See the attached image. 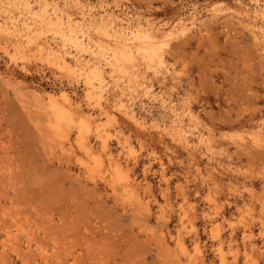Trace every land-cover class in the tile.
<instances>
[{
  "label": "rangeland",
  "instance_id": "rangeland-1",
  "mask_svg": "<svg viewBox=\"0 0 264 264\" xmlns=\"http://www.w3.org/2000/svg\"><path fill=\"white\" fill-rule=\"evenodd\" d=\"M43 3L0 0V264H264V0ZM53 8L75 23L76 47L32 18ZM37 24L41 53L74 73L37 47L14 50L36 44ZM119 24L124 38L151 36L132 35L133 75L101 51ZM153 42L160 62L137 50ZM94 63L102 78L88 84L78 68ZM33 93L67 94L96 117L84 135L94 155Z\"/></svg>",
  "mask_w": 264,
  "mask_h": 264
},
{
  "label": "bare ground",
  "instance_id": "bare-ground-1",
  "mask_svg": "<svg viewBox=\"0 0 264 264\" xmlns=\"http://www.w3.org/2000/svg\"><path fill=\"white\" fill-rule=\"evenodd\" d=\"M11 1V0H10ZM26 1V0H25ZM50 2H53L55 0H45V3H43V7H46L48 6ZM75 1V0H74ZM18 2V0H17ZM23 2V1H22ZM29 2V1H28ZM41 2V1H40ZM72 2V1H71ZM38 3V2H37ZM24 5H26L25 3H23ZM34 4V3H33ZM40 4V3H39ZM74 4V3H73ZM76 4H79V3H76ZM223 4V3H221ZM36 5V4H35ZM51 5V4H50ZM56 5V4H55ZM66 5V4H65ZM2 6V4H1ZM7 6V5H6ZM57 6V5H56ZM9 7V6H7ZM11 7V6H10ZM37 7V6H36ZM65 7V6H64ZM19 7H17L18 9ZM22 9V8H21ZM36 9V8H35ZM55 8H53V10H50V11H47L46 12V15H44V13L42 14L41 12L38 14V13H34V15L36 16H32V18L34 19H38V20H47L48 21V29L50 28L51 31V34H54L55 35H59V34H62V32H65V29L67 30V34H64V38L68 41H70L71 43H75V44H72L73 46L76 47V43L75 42V38H73L71 35L73 34L74 30H75V23L74 24H71V21L69 18H67V21H66V18H62V14L61 16H58L57 18V21H53L50 17V14L52 13H55L54 15H57V14H60L59 12L56 13V10H54ZM59 8H57V11H58ZM8 10V8H7ZM10 10V8H9ZM34 10V9H33ZM20 11V10H19ZM21 11H26V12H30V10L28 9V6H24L23 9ZM82 11V10H81ZM80 11V13H81ZM16 12V11H14ZM68 13V12H67ZM14 14V13H13ZM87 14V13H86ZM23 15V14H22ZM89 15V14H88ZM120 16V15H119ZM94 19V18H93ZM111 21V23H110ZM11 22V21H10ZM37 22V21H35ZM106 22L110 23V25H113L114 22H118L117 21V16L116 17H112V16H108L107 17V20ZM9 23V22H8ZM101 23H103V21H101ZM2 24V23H1ZM12 24V23H10ZM83 24V23H82ZM13 25V24H12ZM26 25V24H24ZM43 25V24H42ZM118 25V24H117ZM6 26V25H5ZM11 26V25H10ZM36 26V25H35ZM38 26V24H37ZM36 26V27H37ZM248 26V25H246ZM8 27V26H7ZM16 27V26H15ZM14 27V28H15ZM45 27V26H44ZM68 27V28H67ZM100 29H101V26L99 25ZM115 27V26H114ZM250 27V26H249ZM13 27H10L12 33H14L16 30L14 29ZM33 28V27H32ZM38 29L34 30L35 33L38 35V33H40V25L37 27ZM131 28V27H130ZM9 29V28H8ZM21 29V28H20ZM78 29V28H77ZM106 29V28H105ZM47 30V29H46ZM108 33H104L105 36H115V37H120L118 38L117 41H114L112 44L108 45L110 42H106L107 44V48H103L101 51L104 50V53H105V50L108 52L109 55V59L107 60V64L108 66H110L111 70L112 71H115L117 73H122V74H128L132 73L133 75V71H132V68L134 67V61H135V56L132 55L134 52H131L129 47L132 43V35L134 37V39H151V36L149 34V32H146L145 30H141V29H137L135 31V29L133 28L132 29V34L129 38H124L122 36H119V32H121L123 30V26L121 24H119V29L118 30H114L112 31V34L110 35L109 34V31L111 30H108L106 29ZM32 31V30H31ZM85 31V30H84ZM153 31V30H152ZM158 31V30H157ZM24 32H25V29H24ZM23 32V33H24ZM83 32V31H82ZM135 32V33H134ZM160 31H158L159 33ZM7 35L10 34V32H6ZM84 34H82L83 36H86L88 37L89 39V32H83ZM127 33V32H126ZM153 33V32H152ZM157 33V35H158ZM29 34V33H28ZM35 34V36H36ZM156 34V33H154ZM10 36V35H9ZM159 36V35H158ZM12 37V36H11ZM92 37V36H90ZM156 37V36H155ZM39 37H36V44L34 43V45H32L31 40H32V37L31 35H29L27 37V41L26 43H21V41H18L17 39L16 40H12L14 42V50L17 52L19 51L18 53H25L27 51V47H32L33 49L37 47V51H39L40 53L44 50L42 45L40 44L39 40H37ZM95 38V37H94ZM92 38V39H94ZM158 38V37H157ZM3 39V38H2ZM254 39H256V37L254 36ZM4 40V39H3ZM8 40V39H7ZM112 40V39H111ZM11 41V42H12ZM88 41V40H87ZM6 42V41H5ZM51 42V41H50ZM90 42V41H89ZM97 43V42H96ZM52 44V43H51ZM86 44V43H84ZM133 44V43H132ZM98 45V43L96 44V46ZM112 45V46H111ZM148 45V44H147ZM147 45H144V46H139L137 48V50H141V57L143 60H146L147 62H152V61H158L160 62L161 61V57H160V52H161V45L162 44H159L158 42H153L151 43L149 46ZM78 46V45H77ZM111 46V47H110ZM81 47V45L79 46ZM106 47V45L104 46ZM136 48V45L134 46ZM131 48V47H130ZM31 49V51L33 50ZM65 50V49H64ZM95 50V49H94ZM36 51V50H35ZM78 52V51H77ZM39 53V54H40ZM45 53H41L40 55H44ZM47 55V56H46ZM45 56L47 57V61L52 63V64H57L60 66L61 69L64 70V72L66 71L67 72V75H70L72 73H74V70L72 67L73 65H71L69 62H68V59H65L63 58L62 56H59L55 53H46ZM29 57V56H28ZM102 60V59H101ZM73 61V60H72ZM71 61V62H72ZM27 63V62H26ZM61 63V64H60ZM75 63V62H74ZM80 63V62H79ZM139 63V62H138ZM102 64V62H101ZM137 64V63H136ZM140 65V63H139ZM76 66V65H75ZM78 66V64H77ZM79 70H82V73L80 74H83L85 75L86 77V83L90 84V81L91 79H94V78H98V79H101L102 77V69L99 65H95V63L87 70H85L84 68H78ZM140 71V70H139ZM15 81V80H14ZM19 83V82H18ZM94 83V82H93ZM92 83V84H93ZM17 84V83H16ZM87 87V86H86ZM91 87L87 88V94L90 93L89 89ZM20 90V89H19ZM21 92H22V89H21ZM27 97V96H26ZM32 99L36 102L38 101V104L41 105V108L44 109L47 114H50L53 118V122H54V126L57 127V129H59V133L60 135H62L63 137H66V133L64 130H62V127H65V128H69V127H74L76 129V133H77V140H78V144L80 147H82V149H84L89 155H94V153L88 149V146L84 144V135L89 131V128L92 124H94L97 119L96 117H94L93 115L88 114V113H83L79 108V106L73 102L67 94H64V93H61L59 96H56L54 95L53 93H46L44 97L42 96H38L37 94L33 93L31 95ZM102 97V96H101ZM29 98V97H28ZM77 99V98H76ZM166 105V104H165ZM164 106V105H163ZM165 107V106H164ZM88 112V111H87ZM169 113V111H168ZM180 113V112H179ZM101 114V113H100ZM125 118H127L132 124L133 126L137 127V126H140L141 123L137 120V118L135 117L133 111L128 108V107H125L122 109V113ZM98 115V114H97ZM126 120V119H124ZM176 120V119H174ZM178 120V119H177ZM179 121V120H178ZM129 122V123H130ZM178 123V122H177ZM96 124V123H95ZM180 126V125H178ZM179 129V128H178ZM179 136V135H178ZM263 137V136H262ZM187 139V138H186ZM192 141V140H191ZM191 143V142H190ZM183 144V143H182ZM264 144V143H263ZM187 145V144H186ZM94 146V145H93ZM191 147V146H190ZM108 152V151H107ZM116 155V154H115ZM115 159V158H114ZM125 161V160H124ZM111 163V162H110ZM130 166V165H128ZM127 166V167H128ZM111 167H113V172L115 171L117 174L121 175L122 177L124 176V179L127 180V185H133V182L130 183L129 182V179H128V175L126 174V172L123 174V172L119 169H115V168H118L119 167V163L116 162V161H113V164L111 165ZM123 167V166H122ZM108 175V174H107ZM111 175V174H110ZM134 177V176H133ZM107 178V177H106ZM105 179V178H104ZM138 179V178H137ZM142 181V180H141ZM108 182H112L108 180ZM145 184V183H144ZM123 185V184H122ZM115 187V186H114ZM132 187V186H131ZM137 187V186H136ZM138 189V188H137ZM134 192V191H133ZM142 192V190H141ZM139 194V192H138ZM146 194V193H145ZM145 196V195H144ZM131 198V197H129ZM144 199V197H143ZM127 200V199H126ZM131 200V199H130ZM151 200V199H150ZM134 201V200H133ZM138 201V200H137ZM135 202V201H134ZM151 207V206H150ZM148 209H150L148 207ZM223 264V263H222Z\"/></svg>",
  "mask_w": 264,
  "mask_h": 264
}]
</instances>
